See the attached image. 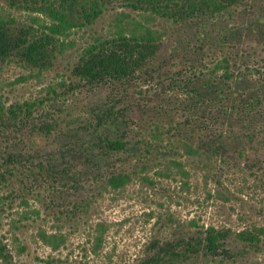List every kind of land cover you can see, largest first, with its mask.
<instances>
[{"label":"rangeland","instance_id":"1","mask_svg":"<svg viewBox=\"0 0 264 264\" xmlns=\"http://www.w3.org/2000/svg\"><path fill=\"white\" fill-rule=\"evenodd\" d=\"M230 12L233 16L225 15L216 23L196 27L193 22L175 24L113 4L93 24L61 38L64 48L47 70H26L11 60L0 67V111L32 104V124L40 125L42 115L49 113L54 121L47 122L55 125L48 135L29 129L9 131L8 136L0 134V149L8 143L16 144L24 161V170H15L11 184L0 190V245L5 257L0 264H139L153 241L185 237L207 227L227 230L231 247L238 251L243 244L234 242L236 233L264 228V141L240 143L226 157L186 159L180 150L174 159L183 170L173 162L159 160L155 152L145 169L137 166L132 170V162L123 165V172H130L131 180L118 189L94 179L93 166L81 170L83 159L79 157H69L74 171H82L77 184L44 185V171L40 174L38 167H44L46 157L67 144L60 133L72 134L92 122L93 107L110 92L107 87L88 92L79 86L73 69L86 46L96 39L114 37L121 30L128 32L141 23L161 35L159 58H169L203 28L213 29V36L223 28L237 29L241 20L236 9ZM0 13L17 25L38 30V25L45 22L43 16L3 2ZM230 43L238 45L235 40ZM245 44L254 45L247 41ZM205 49L206 61L221 59L226 51L215 42ZM183 68L176 59L167 62L162 72L171 75ZM151 90L144 78L128 89L132 106L123 117L127 125H119V133L126 129L131 142L157 145L159 152L170 146L181 147L174 129L184 114L179 112L177 102L167 98L168 93L162 98L169 101L162 102L161 97L151 96ZM44 233L58 236L60 245L52 249L42 239ZM100 236L101 243L96 245ZM260 240V250H247L235 260L199 256L184 264H264L263 235Z\"/></svg>","mask_w":264,"mask_h":264},{"label":"trees","instance_id":"2","mask_svg":"<svg viewBox=\"0 0 264 264\" xmlns=\"http://www.w3.org/2000/svg\"><path fill=\"white\" fill-rule=\"evenodd\" d=\"M0 2L44 17L45 22L38 25V30L33 26L17 25L12 18L0 13V67L11 60L30 71L47 70L56 54L64 48L61 38L68 37L76 28L93 24L113 4H123L134 11L156 15L175 24L193 22L196 27L211 21L216 23L225 15L233 16L230 11L234 9L241 20L237 29L223 28L214 36L213 29L203 28L195 38L192 36L184 41L182 50L175 49L169 58H159L163 46L161 35L141 23H136L128 32L121 30L114 37L96 39L86 46L73 69L79 86L88 92L107 87L110 92L103 102L93 107L92 122L72 134L60 133L62 139L68 140L67 144L46 157L44 167L38 166L40 174L44 171V185L77 184L81 170L93 166L91 176L94 179L104 181L111 189H118L131 180L130 172H123L122 166L132 162V170L137 166L145 169L155 152L159 154V160L173 162L183 170L182 164L174 159L180 150L186 159L226 157L240 143L264 141V0ZM233 40L238 45H232ZM246 41L254 45H247ZM213 42L226 49L224 57L206 61L205 48ZM176 59H180L184 68L171 75L163 73L167 62ZM155 62L158 64L154 65ZM143 78L151 85L152 97L162 98L168 93L167 98L177 102L179 112L184 114L183 121L174 129V137L181 141V147L170 146L159 152L157 145L131 142L127 139L126 129L119 133V125H127L123 117L132 106L128 89ZM159 100L163 102L164 98ZM32 106L24 103L0 111V134L8 136L9 131L26 129L50 134L55 125L47 120L54 121L52 116L46 113L42 115L40 125L32 124ZM6 145L0 149V190L11 184L15 170H24L23 156L16 151V144ZM71 156L83 159L79 166L81 170L74 171L69 160ZM139 160L145 161L140 163ZM126 168L129 169V165ZM27 172L23 174L28 176ZM262 235L264 228L236 233L234 242L243 244V249L237 251L228 241L227 230L202 228L185 237L153 241L139 264H184L199 256L235 260L249 250H260ZM42 239L52 249L61 242L58 236L46 233ZM100 243L101 236L96 245ZM4 258L0 245V259Z\"/></svg>","mask_w":264,"mask_h":264}]
</instances>
